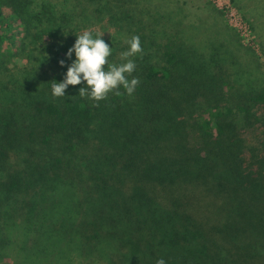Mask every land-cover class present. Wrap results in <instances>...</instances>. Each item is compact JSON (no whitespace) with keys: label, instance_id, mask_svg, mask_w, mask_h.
Returning a JSON list of instances; mask_svg holds the SVG:
<instances>
[{"label":"trees","instance_id":"1","mask_svg":"<svg viewBox=\"0 0 264 264\" xmlns=\"http://www.w3.org/2000/svg\"><path fill=\"white\" fill-rule=\"evenodd\" d=\"M232 1L263 15L264 0ZM143 3L0 0V261L264 264V74ZM101 24L113 29L109 63L140 37L134 93L97 102L79 95L84 81L54 97L76 34Z\"/></svg>","mask_w":264,"mask_h":264},{"label":"rangeland","instance_id":"2","mask_svg":"<svg viewBox=\"0 0 264 264\" xmlns=\"http://www.w3.org/2000/svg\"><path fill=\"white\" fill-rule=\"evenodd\" d=\"M151 6L159 7L160 10L171 9L173 11L174 19L177 21H183L187 25V39L190 42L202 45L207 43L208 39H216L219 42H223V45L233 49V53L236 56V60L240 64H247L252 70L262 72L264 74V10L262 11V17L259 16L256 21L251 19L252 17H244L238 5L234 4L232 0H150ZM244 1V0H243ZM245 3L253 5L254 0H245ZM244 3V4H245ZM143 5H145L143 3ZM146 8L151 6L145 5ZM224 6V7H223ZM217 10L220 11L218 14ZM248 21L254 23L255 29H251ZM240 21L241 24L238 22ZM246 24V26L244 25ZM224 24H228L233 28H236L240 39L238 40L232 35L234 32L231 28L224 27ZM197 25V26H196ZM195 26V28H193ZM216 28L223 31V33H216ZM224 28V29H223ZM204 30L203 33L200 30ZM226 29V30H225ZM96 33H104L103 39L108 40L110 35L113 33V29L107 24L96 25L92 28ZM236 33V32H235ZM259 35L261 46L257 45ZM238 37V36H237ZM258 46L256 49L250 48L255 54L250 50L244 48L242 43ZM256 56V57H255ZM24 56L19 58H14L11 61H7V66L12 67L20 66L25 64ZM264 76V75H262ZM18 94L10 91L6 96L16 98ZM26 99L31 101L28 97H21L18 101L25 102ZM28 106V104L26 103ZM244 137L246 138V143L248 145H255L259 136V129L251 128L244 129ZM0 264H16L9 258L0 261Z\"/></svg>","mask_w":264,"mask_h":264},{"label":"clouds","instance_id":"3","mask_svg":"<svg viewBox=\"0 0 264 264\" xmlns=\"http://www.w3.org/2000/svg\"><path fill=\"white\" fill-rule=\"evenodd\" d=\"M103 34L94 35L89 30L76 34L78 38L66 54L71 58L74 52L76 59L68 66L64 79L59 83H52L54 97H63L69 85L75 86L84 81L87 87H81L79 95L87 96L97 102L106 99L112 92L117 96L122 95L119 91L121 86L127 94L134 93L140 81L138 77L128 79V76H131L136 69V63L130 57L142 53L140 37L133 36L128 41L129 49L120 54L121 60L125 62L117 65L108 61V57L112 54V47L102 38ZM59 63L64 65L65 61L60 60ZM156 264H166V261L161 258Z\"/></svg>","mask_w":264,"mask_h":264},{"label":"built area","instance_id":"4","mask_svg":"<svg viewBox=\"0 0 264 264\" xmlns=\"http://www.w3.org/2000/svg\"><path fill=\"white\" fill-rule=\"evenodd\" d=\"M224 7V6H223ZM240 24H241V22L240 21H238ZM244 25L246 26V24L244 23Z\"/></svg>","mask_w":264,"mask_h":264}]
</instances>
